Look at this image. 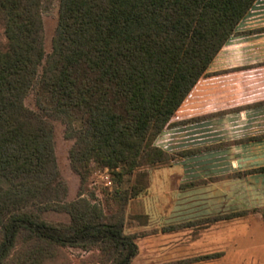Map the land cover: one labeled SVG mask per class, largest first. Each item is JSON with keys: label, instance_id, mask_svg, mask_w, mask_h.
Returning a JSON list of instances; mask_svg holds the SVG:
<instances>
[{"label": "trees", "instance_id": "trees-1", "mask_svg": "<svg viewBox=\"0 0 264 264\" xmlns=\"http://www.w3.org/2000/svg\"><path fill=\"white\" fill-rule=\"evenodd\" d=\"M257 1L58 0L43 65L42 0H0V264L18 240L53 246L95 236L123 248L119 264L131 262L132 237L95 222L84 204L63 202L47 117L75 139L72 166L83 181L94 165L122 176L174 160L156 138ZM33 90L41 113L25 106ZM48 211L68 212L71 224L61 231L42 218Z\"/></svg>", "mask_w": 264, "mask_h": 264}, {"label": "rangeland", "instance_id": "rangeland-1", "mask_svg": "<svg viewBox=\"0 0 264 264\" xmlns=\"http://www.w3.org/2000/svg\"><path fill=\"white\" fill-rule=\"evenodd\" d=\"M59 9L58 0H42L43 65L53 50L60 22ZM3 32L0 25V36L4 41ZM229 41L202 79L227 74L224 77L225 87L219 88L217 99L214 98L212 103L219 102L218 99L228 101L230 97L228 68L236 62L230 54ZM221 80L215 79L217 87L221 86ZM35 94L33 90L26 97L25 106L41 113ZM47 119L53 126L57 168L65 185L63 202L74 207L84 204L89 212L95 211L100 216L95 222L113 224L123 234L132 237L137 254L129 264H264V206L229 201L218 194L213 200L214 192L210 185L197 181L196 173L192 179L191 175L185 179L193 181L185 186L179 185L178 178H169L170 167L181 153L172 154L171 147L166 149V141L161 140L165 131L173 125L158 135L155 146L172 155L174 160L145 165L132 174L122 176L116 174L119 170L116 172L94 165L91 174L83 181L72 166L71 152L75 139L67 132L63 121L51 117ZM224 170L219 171L227 172ZM224 189L223 194H228L230 189ZM132 193L137 194L132 197L129 195ZM48 199L50 203V197ZM41 216L58 229L72 222L71 215L66 211H48ZM89 218L94 220L93 215ZM3 234L0 229V240ZM80 241L49 246L44 241L18 240L2 264H18L21 260L26 264L28 260H42L43 264H119L125 253L123 248H115L112 243L104 242L102 237ZM40 256L44 257L40 259Z\"/></svg>", "mask_w": 264, "mask_h": 264}, {"label": "crops", "instance_id": "crops-1", "mask_svg": "<svg viewBox=\"0 0 264 264\" xmlns=\"http://www.w3.org/2000/svg\"><path fill=\"white\" fill-rule=\"evenodd\" d=\"M229 48L236 63L228 68V101L218 99L219 102L212 103L217 99L219 88L225 87L227 74L199 81L176 112L171 121L173 126L165 131L161 141H166V149L171 147L172 154L181 153L168 173L170 179L178 178L180 186L193 182L192 175L196 173L197 181L206 182L213 190L211 199L220 196L262 207L264 0H258L239 24ZM216 78L223 79L220 87L216 86ZM188 176L191 179L185 180ZM224 188L230 189L228 194H223Z\"/></svg>", "mask_w": 264, "mask_h": 264}]
</instances>
